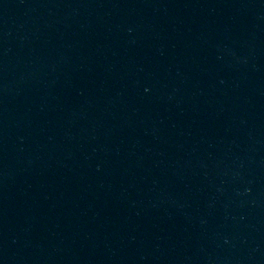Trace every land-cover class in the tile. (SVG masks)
Instances as JSON below:
<instances>
[{"label": "water", "instance_id": "1", "mask_svg": "<svg viewBox=\"0 0 264 264\" xmlns=\"http://www.w3.org/2000/svg\"><path fill=\"white\" fill-rule=\"evenodd\" d=\"M0 264H264V0H0Z\"/></svg>", "mask_w": 264, "mask_h": 264}]
</instances>
